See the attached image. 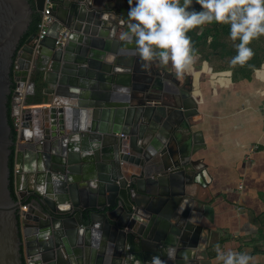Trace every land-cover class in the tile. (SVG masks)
Wrapping results in <instances>:
<instances>
[{
    "label": "water",
    "instance_id": "obj_1",
    "mask_svg": "<svg viewBox=\"0 0 264 264\" xmlns=\"http://www.w3.org/2000/svg\"><path fill=\"white\" fill-rule=\"evenodd\" d=\"M49 1L48 34L21 46L46 0H0V264H151L154 255L201 264L207 228L193 220L190 188L207 176L194 157L197 78L156 61L144 67L119 39L127 18L108 0ZM39 59L49 106L15 114ZM11 94L22 118L16 139Z\"/></svg>",
    "mask_w": 264,
    "mask_h": 264
},
{
    "label": "crops",
    "instance_id": "obj_2",
    "mask_svg": "<svg viewBox=\"0 0 264 264\" xmlns=\"http://www.w3.org/2000/svg\"><path fill=\"white\" fill-rule=\"evenodd\" d=\"M108 1L129 19V0ZM158 66L176 74L171 64ZM184 73L197 78L199 118L192 128L200 148L194 157L207 166L203 183L190 186L197 197L193 220L207 228L206 247L199 249L201 264H223L217 242L225 250L251 253L250 264H264V68L217 74L195 59ZM50 99L47 94V102ZM99 119L108 121L109 116L101 114ZM26 179L22 175V191Z\"/></svg>",
    "mask_w": 264,
    "mask_h": 264
},
{
    "label": "clouds",
    "instance_id": "obj_3",
    "mask_svg": "<svg viewBox=\"0 0 264 264\" xmlns=\"http://www.w3.org/2000/svg\"><path fill=\"white\" fill-rule=\"evenodd\" d=\"M193 0H129L127 28L119 39L138 54L144 67L153 61L171 64L177 76H182L196 59L189 30L206 22L219 21L230 27L232 40H238L233 62L243 63L254 54L250 47L253 38L264 34V0H196L200 8L190 7ZM211 41V37L209 38ZM111 59V57H110ZM223 264H250L251 253L215 245ZM169 257H175L176 248H167ZM151 264H167L160 255H154Z\"/></svg>",
    "mask_w": 264,
    "mask_h": 264
},
{
    "label": "trees",
    "instance_id": "obj_4",
    "mask_svg": "<svg viewBox=\"0 0 264 264\" xmlns=\"http://www.w3.org/2000/svg\"><path fill=\"white\" fill-rule=\"evenodd\" d=\"M34 1V0H31ZM195 8L199 9L200 4L196 3L195 0ZM41 19V14L39 12H35L33 14V20L30 24L29 29L25 33V35L22 38L21 46L25 43V41L35 32L38 31V23ZM210 25V26H208ZM208 26V27H207ZM224 29V31H230V27L226 23H222L219 21H212V22H206L202 25H197L196 27L189 30L188 35L192 38V44L193 47L197 50V53H206L207 46L212 45V47H216L220 45V42L218 40V36L220 33V30ZM211 37V41H209V38ZM206 57H208V54H206ZM249 69L250 71H253L258 68H264V63L260 61L259 57L256 56L254 58V55H252L250 58H248L246 61L241 63L240 69ZM45 67L41 63L40 59L38 60V63L35 68H33L30 80L34 83V91L32 93H29L26 96L25 102L27 105H41L48 103L47 102V94L45 93L46 88V81H45ZM16 85L13 86V89H15ZM8 114H9V120L13 127V137L17 138V131L15 129V117L13 115V97L12 94L9 96V102H8ZM15 168H16V160H15V147H13V152L10 156V169H11V189L13 191V194L15 195V184H14V174H15Z\"/></svg>",
    "mask_w": 264,
    "mask_h": 264
},
{
    "label": "rangeland",
    "instance_id": "obj_5",
    "mask_svg": "<svg viewBox=\"0 0 264 264\" xmlns=\"http://www.w3.org/2000/svg\"><path fill=\"white\" fill-rule=\"evenodd\" d=\"M194 5L195 0H193L190 7H194ZM218 40L220 42L219 46H207L206 53H203L204 55L196 54L199 65L205 69L214 70L217 74L237 72L240 69L241 62H233V58L238 52L236 47L238 40H232L230 31H224V29L220 30ZM250 47L254 50V58L258 56L260 61L264 63V34L253 38L250 42ZM206 54H208V57H206ZM204 62L206 63L204 64Z\"/></svg>",
    "mask_w": 264,
    "mask_h": 264
},
{
    "label": "built area",
    "instance_id": "obj_6",
    "mask_svg": "<svg viewBox=\"0 0 264 264\" xmlns=\"http://www.w3.org/2000/svg\"><path fill=\"white\" fill-rule=\"evenodd\" d=\"M53 22V16H52V3L49 0H46L44 8L41 12V19L38 23V31H37V44L39 41L48 34V30ZM68 36V30L63 29L60 31V34L58 36L57 42L59 44H64L67 40ZM38 57L37 51L35 49L34 51V58L36 59ZM32 72V71H31ZM31 75V73H30ZM31 86H32V81L30 80V76L28 77L27 81L24 83L22 90V102L20 104L21 106V112L26 111V110H34L38 107L40 108H46L49 106L48 103L41 104V105H27L25 102L26 96L30 93L31 91ZM19 88V87H16ZM15 117V129L17 131V138L19 137V131L22 126V118L20 115L14 116ZM264 124V121H263ZM18 171V166L16 165L15 172ZM28 207V204H24L21 206V211L19 217L23 219L24 215L22 214V210H26Z\"/></svg>",
    "mask_w": 264,
    "mask_h": 264
}]
</instances>
